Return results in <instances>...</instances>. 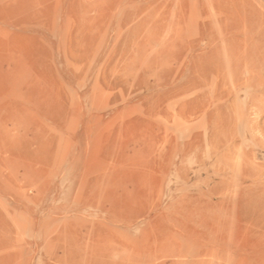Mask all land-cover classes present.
<instances>
[{"label": "rangeland", "instance_id": "374dc122", "mask_svg": "<svg viewBox=\"0 0 264 264\" xmlns=\"http://www.w3.org/2000/svg\"><path fill=\"white\" fill-rule=\"evenodd\" d=\"M246 1L0 0V264H264Z\"/></svg>", "mask_w": 264, "mask_h": 264}, {"label": "bare ground", "instance_id": "6f19581e", "mask_svg": "<svg viewBox=\"0 0 264 264\" xmlns=\"http://www.w3.org/2000/svg\"><path fill=\"white\" fill-rule=\"evenodd\" d=\"M248 1V0H247ZM245 2V3H248V5L249 6H251V4L249 3V2ZM250 1V0H249ZM242 2V1H241ZM244 3V4H245ZM242 4V3H241ZM248 5H246V6H248ZM245 5H242V6H240V5H238V4H235V8L237 9V10H240V11H247V7H246ZM235 10V9H234ZM250 10H248L247 12H249ZM260 12V11H259ZM253 13V12H252ZM257 14V13H256ZM243 15V14H242ZM245 15V14H244ZM249 15V14H248ZM262 15V14H261ZM247 17V16H246ZM252 17V16H251ZM262 17V16H261ZM242 18V17H241ZM263 19V18H262ZM258 20V19H257ZM264 20V19H263ZM245 21V20H244ZM254 21V20H253ZM261 21V20H260ZM246 22V21H245ZM251 22H249V24H247L246 26H242V30H241V28H240V31H237V34L238 35H236V33L235 34H231V36L230 37H228L229 36V33H228V36H223V35H221L220 36V43H219V45L221 46H224V47H226L227 49H228V53H229V55L230 56H236V58L238 57V58H249V55H251L250 56V58L251 59H249L250 61H256L257 59L259 60V61H262V60H264V27H258V25L257 26H254L253 25V23L252 24H250ZM255 23V22H254ZM259 23V22H258ZM264 23V22H263ZM260 26V25H259ZM264 26V25H263ZM235 30V29H234ZM233 30V31H234ZM225 31H227V30H225ZM224 32V31H223ZM222 32V33H223ZM239 34H241V35H239ZM235 35V36H234ZM209 40H211V39H209ZM208 40V41H209ZM211 43H212V41H210ZM214 43V42H213ZM209 45H210V43H209ZM212 45V44H211ZM237 45V48H235V46ZM220 46H217V48H216V45H215V48L210 52V54L208 55L209 56V58H208V60L210 61V62H216V61H219L220 59H219V57L221 56L220 54V52H219V49H220ZM224 47H222V48H224ZM256 57V56H258L257 58H253V57ZM228 58H229V56H228ZM235 58V57H234ZM237 58V59H238ZM243 58V59H244ZM219 59V60H218ZM230 59H231V57H230ZM256 59V60H255ZM234 60V59H233ZM236 62L237 61H235V64H236ZM218 63V62H217ZM242 63V62H241ZM264 64V63H263ZM215 65H216V63H215ZM218 65H219V63L217 64V67H218ZM215 67V66H214ZM220 67V66H219ZM244 67H246V65L244 66ZM257 67V66H256ZM228 68V67H227ZM247 68V67H246ZM241 69V68H240ZM220 71V68L218 69H216V71ZM251 70V69H250ZM264 70V69H263ZM246 71V70H245ZM260 71V70H259ZM262 71V70H261ZM250 72V71H249ZM251 73H252V71H251ZM255 73H257V72H255ZM217 74H219V72H217ZM258 74V73H257ZM256 74V75H257ZM220 75V74H219ZM246 75V74H245ZM228 77V76H227ZM239 77V76H238ZM218 78H219V76H218ZM229 78V77H228ZM223 79V78H222ZM236 79V78H235ZM238 79V78H237ZM240 79V78H239ZM246 79V78H245ZM222 84H224L223 82H221ZM220 83V84H221ZM246 83V82H245ZM217 85L218 86H220L218 83H217ZM254 97V96H253ZM254 99V98H253ZM185 102H187V101H185ZM189 105H190V103H189ZM189 107V106H188ZM181 113H182V111H181ZM245 113V112H244ZM183 115V114H182ZM247 118V117H246ZM246 120V119H245ZM251 121V120H250ZM257 123V122H256ZM252 125V124H251ZM256 126V125H255ZM254 126V128H253V126H252V130L253 131H255V133H259L260 131L257 129V127H255ZM249 130H251V129H249ZM252 131V132H253ZM249 132V131H248ZM262 132V131H261ZM189 133V132H188ZM251 133V132H250ZM254 135H256V134H254ZM253 135V136H254ZM263 135V134H262ZM252 138V137H251ZM253 139H256V138H253ZM186 141H188V142H190V140H186ZM254 142H256V141H254ZM258 143V142H257ZM184 144V143H183ZM188 144V143H187ZM187 144H186V142H185V145L187 146ZM191 145H192V142L190 143ZM189 144V145H190ZM25 145V144H24ZM188 147V146H187ZM190 148H191V146H189ZM188 147V148H189ZM7 148H8V146H7ZM186 148V147H185ZM184 148V149H185ZM190 148H189V150H190ZM252 149V148H251ZM264 149V148H263ZM188 150V151H189ZM182 151H183V149H182ZM185 153V152H184ZM184 153H182V154H184ZM187 153V152H186ZM248 161H246L245 162V165L246 166H248V165H250L249 164V162L247 163ZM257 168V167H256ZM244 169V168H243ZM263 170V169H262ZM250 171V170H249ZM257 171V170H256ZM252 172V171H251ZM258 172V171H257ZM257 172H255V173H257ZM263 172V171H262ZM254 173V174H255ZM253 174V173H252ZM253 174V175H254ZM252 175V176H253ZM250 176V175H249ZM262 176V175H261ZM251 177V176H250ZM257 181V180H256ZM255 182V181H254ZM253 182V183H254Z\"/></svg>", "mask_w": 264, "mask_h": 264}]
</instances>
